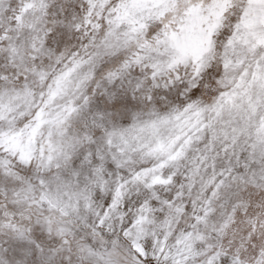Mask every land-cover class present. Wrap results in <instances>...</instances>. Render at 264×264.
I'll return each mask as SVG.
<instances>
[{
	"label": "snow or ice",
	"instance_id": "obj_1",
	"mask_svg": "<svg viewBox=\"0 0 264 264\" xmlns=\"http://www.w3.org/2000/svg\"><path fill=\"white\" fill-rule=\"evenodd\" d=\"M0 264H264V0H0Z\"/></svg>",
	"mask_w": 264,
	"mask_h": 264
}]
</instances>
